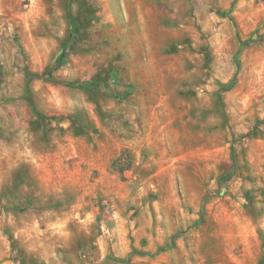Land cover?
<instances>
[{"label":"rangeland","instance_id":"1","mask_svg":"<svg viewBox=\"0 0 264 264\" xmlns=\"http://www.w3.org/2000/svg\"><path fill=\"white\" fill-rule=\"evenodd\" d=\"M234 1L91 0L64 55L65 0H0V264H264V0ZM109 65L131 93L92 101Z\"/></svg>","mask_w":264,"mask_h":264},{"label":"trees","instance_id":"2","mask_svg":"<svg viewBox=\"0 0 264 264\" xmlns=\"http://www.w3.org/2000/svg\"><path fill=\"white\" fill-rule=\"evenodd\" d=\"M68 7H67V18L69 20V27H68V36L65 39L64 43H63V53L64 55H67L68 52L74 51V49L77 47V45H79V43L81 42L87 27L90 26L91 24V20H92V16L95 14V8L91 5V0H81V3L79 5V9H78V13L77 15H74L73 12L71 11L69 4L73 1V0H65ZM236 1V0H235ZM234 1V2H235ZM234 4V3H233ZM232 4V7H233ZM226 15H228V13H220L221 17H225ZM45 75V74H43ZM118 70L117 68H115L113 65H109L108 67H106L103 70L98 71L92 78H90L89 80L83 82L81 84V89H83L87 94L88 97L92 100V101H96L99 95H103L106 96V94H104L103 92H101V84H105V87H107L106 89H108L107 92H112L111 96L113 98H117V99H125L127 98L130 93H131V89H126L124 92H114L112 90H110V86L109 83L110 82H117L118 80ZM50 78L52 79V77L50 76ZM232 85H230L229 88H220V90L222 91H226L231 89ZM220 91L216 92V95L218 97V99L220 100L221 96L219 95ZM232 164L235 163V160L231 159ZM115 163V162H114ZM126 170V166L123 168H119V172L122 173L123 171ZM234 169L233 167L231 168V170L229 171V173H227L226 175V179H231L232 176L234 175ZM247 198V196H246ZM248 199H250L248 197ZM201 222V220H197V222L195 223V225H198ZM260 237L262 238V245H263V252H262V261L264 262V240H263V235L261 232H259ZM168 247H160L157 250V253L162 252L167 250ZM155 255V254H153Z\"/></svg>","mask_w":264,"mask_h":264}]
</instances>
